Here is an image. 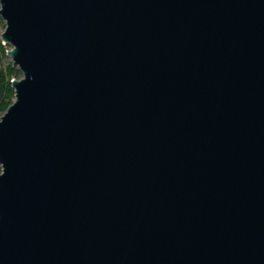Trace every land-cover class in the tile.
I'll return each mask as SVG.
<instances>
[{"label":"water","instance_id":"water-1","mask_svg":"<svg viewBox=\"0 0 264 264\" xmlns=\"http://www.w3.org/2000/svg\"><path fill=\"white\" fill-rule=\"evenodd\" d=\"M0 15V264H264V0Z\"/></svg>","mask_w":264,"mask_h":264},{"label":"trees","instance_id":"trees-1","mask_svg":"<svg viewBox=\"0 0 264 264\" xmlns=\"http://www.w3.org/2000/svg\"><path fill=\"white\" fill-rule=\"evenodd\" d=\"M6 51L5 45L0 41V118L15 98L12 78L21 77V71L18 67L12 63L4 65Z\"/></svg>","mask_w":264,"mask_h":264},{"label":"rangeland","instance_id":"rangeland-1","mask_svg":"<svg viewBox=\"0 0 264 264\" xmlns=\"http://www.w3.org/2000/svg\"><path fill=\"white\" fill-rule=\"evenodd\" d=\"M5 27H6V22L1 17V15H0V41H2V43L5 45V47L7 49V51H6V53H7L12 48V45L10 43H4V41L2 40V33L4 32ZM9 63H12L13 64V60L6 54V56L4 57V65H7ZM22 76H23V73L21 72V77ZM21 77H19V78L14 77V78H12V80H14V79H20ZM1 170H2V167L0 165V171Z\"/></svg>","mask_w":264,"mask_h":264}]
</instances>
